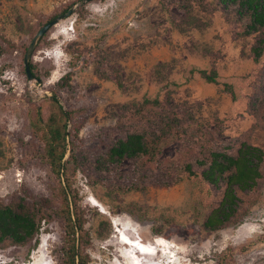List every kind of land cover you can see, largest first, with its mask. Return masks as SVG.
Listing matches in <instances>:
<instances>
[{"label": "rangeland", "instance_id": "374dc122", "mask_svg": "<svg viewBox=\"0 0 264 264\" xmlns=\"http://www.w3.org/2000/svg\"><path fill=\"white\" fill-rule=\"evenodd\" d=\"M81 1L0 0V204L31 211L37 202L48 215L32 240L0 246V264H63L65 177L88 264H264V163L256 189L237 192L236 219L215 232L203 224L224 183L210 185L204 200L200 177L184 171L201 173L211 150L235 153L241 142L264 150V51L255 61L249 19L222 0H93L41 39L31 62L42 83L29 81L33 38ZM213 68L214 84L198 73ZM54 92L80 115L76 163L60 177L31 138L28 116ZM173 113L194 117L181 136L161 130ZM132 132L166 140L151 160L108 161Z\"/></svg>", "mask_w": 264, "mask_h": 264}, {"label": "trees", "instance_id": "16d2710c", "mask_svg": "<svg viewBox=\"0 0 264 264\" xmlns=\"http://www.w3.org/2000/svg\"><path fill=\"white\" fill-rule=\"evenodd\" d=\"M222 2L226 6H236L239 16L249 19L246 33L258 35L256 44L252 48L254 60L258 61L264 51V0H222ZM30 69L32 75L37 79L31 61ZM198 73L206 82L217 83L218 74L215 68L210 71L199 70ZM67 77L66 75L58 81L59 87L63 86L59 82L65 81ZM224 87L232 97H235L231 85L224 84ZM44 104L45 106H43ZM45 108L47 109L46 117L43 116ZM28 116L31 138L34 137L42 145L43 158L51 172L57 177H60L61 172L65 176L70 166L76 163L75 140L78 138L80 118L78 111L71 109L65 113L59 103L57 93L54 92L53 96L45 100L43 104L32 107ZM69 121L72 122L70 131L68 130ZM194 121L193 116H188L183 120L182 118L178 119L176 113H173L171 122L164 123L165 127L161 130L168 131L170 129L175 131V135L181 136L185 132L181 126ZM150 135L141 132L129 133L109 149L108 161L120 163L125 158L151 160L159 151L160 145L166 140V137L154 132L151 137ZM68 152H70L69 156L65 160ZM199 163L207 165V168L201 173L194 172L189 164L186 165L184 171L190 178L200 177L204 200L209 195L208 187L210 185L215 187H219L221 183L225 185L219 203L209 211L203 224L206 230L215 232L236 219L240 206V197L237 192H252L256 189L262 178L261 167L264 163V150L247 142H241L235 153L211 150L208 159L199 161ZM65 179L68 193L61 185L62 198L58 213L65 223L63 264H88L81 247L79 252L77 251L78 233L80 240L83 241L85 230L76 210L73 212L70 209L68 197L71 196L74 207L76 206V197L71 192L68 177ZM37 206L38 203L35 202L30 211L21 202L8 205L0 204V246L4 243L22 245L40 233V221L47 218L48 215H41ZM42 213H44V208Z\"/></svg>", "mask_w": 264, "mask_h": 264}, {"label": "water", "instance_id": "95a60500", "mask_svg": "<svg viewBox=\"0 0 264 264\" xmlns=\"http://www.w3.org/2000/svg\"><path fill=\"white\" fill-rule=\"evenodd\" d=\"M93 0H82L80 2V4H75L73 5L70 9H68L65 13L55 17L54 19H52L50 22H48L42 29H40V31L35 35V37L33 38L30 46L28 47L25 57H24V66H25V72L27 74L28 80L29 81H33L36 80L38 84L42 83L41 79H36L32 73H31V69H30V61L34 55V52L39 44V42L41 41V39L43 38V36L54 26H56L60 21L67 19L69 17H71L76 9L80 6V5H85L88 2H91ZM63 107V106H62ZM63 110L65 113H67L66 109L63 107Z\"/></svg>", "mask_w": 264, "mask_h": 264}]
</instances>
